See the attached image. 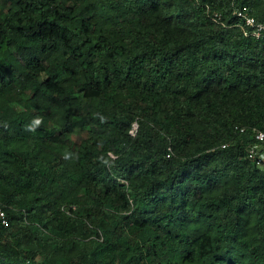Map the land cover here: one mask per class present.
<instances>
[{
	"label": "trees",
	"instance_id": "obj_1",
	"mask_svg": "<svg viewBox=\"0 0 264 264\" xmlns=\"http://www.w3.org/2000/svg\"><path fill=\"white\" fill-rule=\"evenodd\" d=\"M245 6L0 0V264H264Z\"/></svg>",
	"mask_w": 264,
	"mask_h": 264
},
{
	"label": "built area",
	"instance_id": "obj_2",
	"mask_svg": "<svg viewBox=\"0 0 264 264\" xmlns=\"http://www.w3.org/2000/svg\"><path fill=\"white\" fill-rule=\"evenodd\" d=\"M234 13L242 19L241 29L246 36H251L256 39H260L264 43V20H258L251 15L248 7L237 8ZM136 125H132L130 130L131 134H134ZM248 133L251 136V141H245V158L256 163L264 164V130L257 129L255 127L241 126L238 129V133ZM244 142V141H243ZM228 143H224L221 147H225ZM8 225V218L5 210L0 204V227Z\"/></svg>",
	"mask_w": 264,
	"mask_h": 264
},
{
	"label": "clouds",
	"instance_id": "obj_3",
	"mask_svg": "<svg viewBox=\"0 0 264 264\" xmlns=\"http://www.w3.org/2000/svg\"><path fill=\"white\" fill-rule=\"evenodd\" d=\"M133 124L136 125V128H135V130H134V134H131V133H130V130L132 129V125H133ZM137 126H138L137 122H133V123L131 124V128H130L129 131H128V133H129L131 136H134V135H135V133H136V129H137ZM168 150L170 151L169 148H168ZM167 155H169V153H168ZM109 156H110L111 158H114V157H115L112 153H109ZM120 182H122V180H120ZM72 208H73V206H72Z\"/></svg>",
	"mask_w": 264,
	"mask_h": 264
},
{
	"label": "rangeland",
	"instance_id": "obj_4",
	"mask_svg": "<svg viewBox=\"0 0 264 264\" xmlns=\"http://www.w3.org/2000/svg\"><path fill=\"white\" fill-rule=\"evenodd\" d=\"M88 239V238H87Z\"/></svg>",
	"mask_w": 264,
	"mask_h": 264
}]
</instances>
